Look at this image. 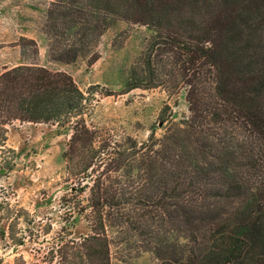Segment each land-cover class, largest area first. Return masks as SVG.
<instances>
[{"label":"trees","instance_id":"16d2710c","mask_svg":"<svg viewBox=\"0 0 264 264\" xmlns=\"http://www.w3.org/2000/svg\"><path fill=\"white\" fill-rule=\"evenodd\" d=\"M50 6L42 31L58 60L95 62L99 38L118 20L148 27L120 94L184 90L188 115L174 121L166 105L159 136L154 126L143 143L117 141L86 121L96 87L83 92L67 74L36 66L0 74L3 136L14 121L69 134L63 160L75 186L62 205L85 216L90 233L54 243L46 264H111L106 225L138 238L157 264H264V0Z\"/></svg>","mask_w":264,"mask_h":264},{"label":"rangeland","instance_id":"374dc122","mask_svg":"<svg viewBox=\"0 0 264 264\" xmlns=\"http://www.w3.org/2000/svg\"><path fill=\"white\" fill-rule=\"evenodd\" d=\"M57 0H0V74L17 66L42 67L70 76L83 92L95 88L86 121L115 140L143 143L167 105L174 121L187 117L185 92L163 88L120 94L152 31L116 21L99 38V58L75 61L55 58L42 31L48 9ZM110 92L112 95L104 96ZM0 130V264H46L54 243L79 242L89 235L85 216L62 205L69 188L63 152L69 134L54 124L14 121ZM81 199H85L82 196ZM75 201V200H73ZM111 264H157L154 254L119 225H106ZM176 234L169 235L172 242ZM59 239V242H58ZM145 243V242H144Z\"/></svg>","mask_w":264,"mask_h":264}]
</instances>
